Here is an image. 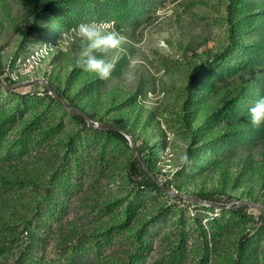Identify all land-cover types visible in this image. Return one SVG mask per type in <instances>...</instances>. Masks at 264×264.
Masks as SVG:
<instances>
[{
  "label": "rangeland",
  "instance_id": "obj_1",
  "mask_svg": "<svg viewBox=\"0 0 264 264\" xmlns=\"http://www.w3.org/2000/svg\"><path fill=\"white\" fill-rule=\"evenodd\" d=\"M0 75L128 133L169 191L264 205V0H0ZM133 158L0 87V264H264V213L180 202Z\"/></svg>",
  "mask_w": 264,
  "mask_h": 264
},
{
  "label": "water",
  "instance_id": "obj_2",
  "mask_svg": "<svg viewBox=\"0 0 264 264\" xmlns=\"http://www.w3.org/2000/svg\"><path fill=\"white\" fill-rule=\"evenodd\" d=\"M42 85L46 91L49 93V95L66 111L68 112L71 116H76V117H80L82 118L89 127H92L94 129H97L99 131H112V132H117L120 135H122L129 143V146L134 154V158L136 160V162L138 163V165L140 166V168L142 169V171L153 181V183L156 184V186L162 191L164 192L167 196L174 198V199H179L185 202H189L192 203L194 205H199V206H204V207H211L214 208L216 210L219 211H231L233 209L236 208H241V207H247V208H251V209H255L258 210L260 212L264 213V206L258 203H254V202H248V201H239L236 202L234 204H231L227 207H223L220 205H215L213 203L207 202V201H202L198 198L195 197H191V196H186V195H181L177 192H172L167 190L166 188H164L162 186V184H160L148 171V169L145 167V165L143 164L140 155L138 154V151L135 147V143L133 138L128 135L127 133H125L124 131L113 127V126H109V125H105V124H101V123H97L94 122L89 116H87L86 114H84L81 110L77 109V108H73V107H69L67 106L64 101L55 93V91L52 89V87L45 82L44 80H36V81H32V82H28V83H24V84H12V85H7L3 82V80L0 77V87L5 90V91H16L19 89H23V88H28V87H32L34 85Z\"/></svg>",
  "mask_w": 264,
  "mask_h": 264
},
{
  "label": "trees",
  "instance_id": "obj_3",
  "mask_svg": "<svg viewBox=\"0 0 264 264\" xmlns=\"http://www.w3.org/2000/svg\"><path fill=\"white\" fill-rule=\"evenodd\" d=\"M1 76V75H0ZM56 94L64 101V96L61 95L59 92H56ZM69 107H73V108H77V107H74L73 105L72 106H69ZM79 109V108H77ZM81 110V109H79ZM82 111V110H81ZM84 114H86L84 111H82ZM87 115V114H86ZM88 116V115H87ZM76 120L82 122V123H85V121L80 118V117H76V116H73ZM102 124V123H101ZM107 125V124H105ZM110 126V125H109ZM105 132H112V131H105ZM125 132V131H124ZM114 133H117V132H114ZM128 134V133H127ZM129 135V134H128ZM133 138V137H132ZM125 139V138H124ZM126 140V139H125ZM134 140V138H133ZM127 141V140H126ZM134 143H135V140H134ZM136 144V143H135ZM159 145H156V147H158ZM139 154V152H138ZM140 157H141V160L143 162V164L145 165V167L148 169V171L150 172V174L156 179L155 175L153 174L152 170L150 169V162H149V157L147 156H144L143 154H139ZM128 171H129V174L130 176L134 177V178H138L140 179V181L145 184V185H149L153 190L155 191H160V189L156 186L155 183H153V181L142 171V169L140 168V166L138 165V163L136 162V160L133 158L129 164V168H128ZM157 180V179H156ZM201 198L203 200H206L208 202H211L213 203L212 201H210V199L207 197V196H201ZM180 202H184L182 200H178ZM214 204V203H213ZM259 204V203H258ZM263 205V204H261ZM264 206V205H263ZM249 208L247 207H241V208H238V210L234 211V213L236 215H239V216H244L246 213V210H248ZM263 213V212H262ZM247 239V236L244 235L240 242H239V246H238V249L239 251L243 249L244 245H245V241Z\"/></svg>",
  "mask_w": 264,
  "mask_h": 264
},
{
  "label": "built area",
  "instance_id": "obj_4",
  "mask_svg": "<svg viewBox=\"0 0 264 264\" xmlns=\"http://www.w3.org/2000/svg\"><path fill=\"white\" fill-rule=\"evenodd\" d=\"M48 49H49L48 44H45V45L39 47V49H37V50H33L32 52H36V53H35V56H38V55H39L38 52H40V53H42V54H43V53H48ZM35 56H34L33 54L30 55V57H32V59H34Z\"/></svg>",
  "mask_w": 264,
  "mask_h": 264
}]
</instances>
